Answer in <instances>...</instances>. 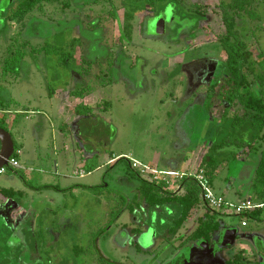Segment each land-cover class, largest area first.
Instances as JSON below:
<instances>
[{
  "label": "rangeland",
  "instance_id": "374dc122",
  "mask_svg": "<svg viewBox=\"0 0 264 264\" xmlns=\"http://www.w3.org/2000/svg\"><path fill=\"white\" fill-rule=\"evenodd\" d=\"M19 1L0 0V110L11 112L0 111V123L11 133L15 150L24 146L20 157L23 169L6 166L7 172L0 174V189L23 192L0 205V262L164 264L180 251L173 249L197 229L207 209L201 202L175 238L168 239L163 230L165 214L161 209L153 211L140 197L141 181L130 160L160 171L194 173L208 152L204 147L228 139L211 178L213 190L224 194L232 205L240 195H247L240 186L244 163L240 154L234 155L243 151L236 145L243 135L235 132L232 136L228 123L219 119L228 105L210 91L214 97L210 107L209 100L200 98L206 85L192 84L187 69L181 66L200 57L225 60L217 38L226 33L223 18L231 0H180L168 8L172 25L162 39L142 31L144 19L160 12L158 6L138 7L135 0L130 4L127 0H51L22 22L5 21ZM255 1L262 20L243 17L236 33L253 54V78L264 91V60L259 56L264 53V0ZM196 10L205 15V21L195 15ZM126 12L131 14L129 21ZM198 27L193 39V30ZM21 54L24 59L19 63ZM119 59L122 67L117 69L114 64ZM52 91H74L88 103L93 96L98 97L99 110L92 113L93 122L83 125L84 148L65 129L56 110L43 112L48 129L30 172L34 133L39 132L35 124H43L37 112L46 109L50 98L45 94ZM53 104L55 109L61 106L57 100ZM200 109L209 110V117L215 118H209L204 140L207 121ZM234 110L237 108L231 109L229 117ZM78 112L83 113L84 108ZM10 114L14 116L9 122L5 116ZM60 134L67 136L64 141ZM87 134L97 138L91 144L98 153L85 172L92 163L119 156L115 163L84 180L70 179L67 183L53 175L63 189L40 190L45 182L42 170L55 171L57 159L70 160L69 169L62 165L59 172L71 175L82 159L88 161L87 152L92 148ZM246 153L247 149L241 154ZM76 182V191L72 185H64ZM84 183L95 186L89 188ZM181 184L166 190L182 193ZM251 198L257 200L255 194ZM243 218L236 214L217 217L221 227L237 231V240L227 251L242 249L264 257V210L260 220ZM244 220L247 227L242 226ZM139 247L151 253L141 255Z\"/></svg>",
  "mask_w": 264,
  "mask_h": 264
},
{
  "label": "trees",
  "instance_id": "16d2710c",
  "mask_svg": "<svg viewBox=\"0 0 264 264\" xmlns=\"http://www.w3.org/2000/svg\"><path fill=\"white\" fill-rule=\"evenodd\" d=\"M50 1L51 0H20L14 14L6 15L5 21L12 20L14 22H22L30 12H33L36 8H42L45 3ZM127 1L128 4L132 3L131 0ZM135 1L138 7L147 6L154 9L158 6L160 12H167L168 8L171 6L173 7L176 3H180V0ZM128 4L126 6H128ZM256 5L257 3L255 0H231V2L225 6L226 14L223 18V22L226 25V33L220 39L222 48L227 56L223 65L225 81L222 85V91H215V95L223 104L228 105L224 108V113L219 119L228 123L233 130V132L231 130L232 136L235 132L243 135L241 142L239 141L240 144L236 142L237 147H242V152H245L247 149V153L249 154H254L261 150L260 158L256 164L254 189L259 195V198L261 197L264 199V94L257 91L260 88L257 80L253 78L255 74L254 66H252L251 63L253 54L250 52L245 41L237 37L236 33L238 21L243 17L249 18L254 22H260L262 20V16L256 10ZM195 13L200 20L205 18L200 10H196ZM125 17L129 21L131 14L126 12ZM259 56L264 60L263 52ZM23 59L24 56L21 54L19 56V63H21ZM66 61L68 60L65 59L64 62ZM14 67L15 66H13V68ZM17 71L18 70H16V72ZM75 95L78 96L77 94ZM212 98L214 97L207 98V100L210 101V106ZM234 108H237V110H234L233 117H229L231 109ZM0 126L6 129L1 123ZM227 141L228 139H222L221 142H211L210 145L206 147L208 148V152L203 158L200 168L205 169L210 183L213 173L217 170L218 160L222 156V150L227 144ZM242 152L239 150V153H234V155L238 156ZM16 174L20 175L25 181V178L20 172H16ZM140 181L141 186L138 187L140 197L153 211L154 209H161L163 211L165 214L163 224L165 235L169 237L168 239L174 238L190 217L194 208L201 203V192L198 183L193 178H186L182 182L184 193H176L169 192L162 186L145 181L142 178H140ZM49 189L59 191L58 187L53 186L44 185L40 188V190ZM35 190L37 191L38 189ZM22 193L21 191H15L13 189H0V195L8 200L13 199L17 195H22ZM130 210L133 212V209ZM259 216L260 211L254 210L253 212L247 213L244 217L259 220ZM220 228L221 225L217 220V216L208 211L204 218L200 219L199 225L194 231L192 238L208 241L220 230ZM0 264H9V261H1ZM240 264L253 263L240 258Z\"/></svg>",
  "mask_w": 264,
  "mask_h": 264
},
{
  "label": "crops",
  "instance_id": "0c3cea01",
  "mask_svg": "<svg viewBox=\"0 0 264 264\" xmlns=\"http://www.w3.org/2000/svg\"><path fill=\"white\" fill-rule=\"evenodd\" d=\"M74 91H52L50 92V94L48 93V95H46L45 93V97H49L50 99L48 100L47 104L45 105V110L44 111H38L37 114H40L42 115L41 120L43 122V124H35L36 127L38 128L37 131L39 132H35L34 133V142H35V145L32 146V154H31V160H29L28 162V165H29V168H27L28 171H34L33 170V166L35 165V162L37 161V158L38 156L36 155L38 153V150L41 149L40 146H41V143L43 142V138H44V135H46V131H47V127L48 124L45 122V120H47V115L46 113L44 114L43 112H54L56 110L57 114H59L61 120L64 121V124H65V129L67 128L69 130L68 133H71L72 134V137L75 138L76 140H79L81 142V144L83 143L84 141V134H82V132H84L83 130L86 129L83 125L85 123H88V122H93V118L92 117V113L94 111H96L97 109L99 110V107L97 106V102H99V100H101L100 98L98 97H95L93 96L92 97V103H88L85 101L84 98L82 97H78L76 96L74 93ZM61 97V98H58L57 97ZM73 99V100H72ZM57 100V102H60L61 103V106H58L56 109H55V106L53 104V102ZM96 107V109H95ZM80 108H84V112L83 113H80L78 112V109L80 110ZM207 109H200V112H201V116H203V118L206 120L207 118L205 117V111ZM1 112L4 111V113H11L10 110H5V109H2L0 110ZM13 114H10V116H5L6 117V120H9V117H11ZM14 116V115H13ZM44 116V117H43ZM211 121H214L215 118H210ZM9 122H7V125L9 124ZM46 129V130H45ZM88 135V145L89 147L92 148L91 152H87V162L84 163L83 162V159L81 160V162L77 165V168H75V170L73 171L74 173L71 175L70 173H66V172H59V167L62 168V165L66 166V169H69V164H70V160H67V158H63L61 159V162H59V159H57V162L55 163V168L56 170L53 171L51 169L49 170H45L43 169V174L44 177L43 179L45 180L44 182V185L46 186H53V187H58L60 188L61 187V183L58 182L57 180H54L53 179V175L56 176V177H63V180H67V183L68 181L71 179H82L84 180L85 178H88V177H91L93 176L95 173H97V171L99 169H102L103 167H105L106 165H113L115 163V161L118 159L119 156H112L111 158L109 159H106L105 162H97V163H92L91 164V167L90 170L88 172H85L84 168L86 169L87 166H88V162L89 161H94L95 160V156L96 154L98 153L96 150H93V144L97 142V138H95L92 134H87ZM62 135L60 134V137ZM63 141L66 139V135L63 134ZM82 138V139H81ZM197 140V139H196ZM33 142V143H34ZM93 143V144H91ZM65 144V143H64ZM195 145H198L197 142L194 143ZM204 147V146H203ZM201 147V149L203 148ZM82 148H84V145L82 144ZM206 148V147H204ZM207 149V148H206ZM23 150H24V146H21V148H19L18 150H15L16 151H20L21 154L23 153ZM21 154L20 156L18 157V159L20 160L21 162ZM260 151H257L255 152L254 154H249V153H246V154H240V162H243L244 163V166H243V169L241 170L240 172V186H243L244 189L247 191V195L246 197H242L240 195V198L238 201H241V200H244V199H251V194H255L256 197H257V200L254 202V200H252L254 203H259V204H264V199L263 198H259V195L254 192L255 189H254V185H255V171H256V164L258 162V159L260 158ZM98 156V155H97ZM99 157V156H98ZM245 157V158H244ZM99 161V159H97ZM193 163V160L191 161ZM191 164V163H190ZM189 164V166H191ZM188 166V167H189ZM187 167V169H189ZM94 169V170H93ZM186 169V170H187ZM166 171V170H165ZM167 171H171V170H167ZM83 174V176H81L80 174ZM65 183V181H64ZM76 183H72V184H64L65 187H67L66 185H72V190L76 191L78 188H76ZM85 184V183H84ZM87 185L89 188L90 187H93L95 186V184H85ZM213 187V186H212ZM62 188V187H61ZM1 189H6V188H1ZM63 189V188H62ZM180 189H181V186H180ZM52 190H55V189H52ZM57 191V190H55ZM59 192V191H58ZM182 193H184V190L181 189ZM220 195H224V194H220ZM225 196V195H224ZM0 205L3 204V202H9L8 199L4 198L2 195H0ZM202 202V200H201ZM204 206L205 204L202 203ZM260 211V216H259V220H260V217H261V214L264 210V208L262 209H257V211ZM254 211V210H253ZM251 211V212H253ZM250 213V212H249ZM242 218L244 216H241ZM247 219V217H244L243 219ZM246 221V220H244ZM243 222V221H242ZM248 226V224H247ZM246 226V227H247ZM245 227V226H243ZM226 229H228L227 227H225ZM242 250V249H241ZM244 252V250H243Z\"/></svg>",
  "mask_w": 264,
  "mask_h": 264
},
{
  "label": "flooded vegetation",
  "instance_id": "af4514ba",
  "mask_svg": "<svg viewBox=\"0 0 264 264\" xmlns=\"http://www.w3.org/2000/svg\"><path fill=\"white\" fill-rule=\"evenodd\" d=\"M205 20L206 18H203L200 21ZM174 22L175 18L171 20V23ZM171 25L169 23V16L167 15V12H159L157 14H154V16L151 18L144 19L142 24V31H145L148 34H152V32L154 34L156 33L155 37L158 39H162L163 36L169 31V27H171ZM154 28L156 29V31ZM199 30V27L193 30V39L197 37V33L199 32ZM182 35L181 37L183 38ZM224 35L220 36L223 37ZM220 36L217 38V43L219 44V49L223 50L220 42ZM223 52L226 56V52L224 50ZM226 58L225 60H222L218 57H200L198 59L189 61L188 63L185 62L181 64L182 67L187 69L188 77L189 79H191L192 84L198 86L202 84L206 85V87L202 89V91H206L205 94H200V98H203L204 101L207 100L208 97H211L209 93L210 91H222V85L225 81L223 65L226 61ZM119 61L122 60H116L114 64L115 68L117 69L122 67L121 62ZM217 82H219L218 87ZM260 85L261 83L259 84V86ZM259 88L261 89V87ZM260 89H258L257 91H260L264 94V91ZM204 113L206 117H209V110H206ZM205 207L207 209V212L210 211L211 214H215L217 217H219V214L212 212L206 205ZM138 231L139 229L134 230V232ZM227 231L228 230L226 228L221 227L220 230L215 233L208 241L203 239H193L192 236L194 232L191 233L189 237H186L185 240L180 243L178 248L173 249L171 247L173 249V252H176L178 249H180V251L172 258H167L164 261V264H240V258L245 261H251L253 264H264V257L260 253L257 254L254 252H248L246 254L245 251L243 252V250L240 249L238 251H227V248L230 249L231 246L236 242V239L234 241H231V237L227 234ZM190 244L192 246H189ZM225 249L226 251H224ZM138 251L141 255L142 253H144L145 255L151 253L150 251H141L140 247L138 248Z\"/></svg>",
  "mask_w": 264,
  "mask_h": 264
},
{
  "label": "built area",
  "instance_id": "2783aa9c",
  "mask_svg": "<svg viewBox=\"0 0 264 264\" xmlns=\"http://www.w3.org/2000/svg\"><path fill=\"white\" fill-rule=\"evenodd\" d=\"M20 154V151H16L14 153V155L8 161V167H11L15 170L23 169V166L18 159ZM129 163L131 168L137 172L140 178L145 181L154 183L158 186H162L164 189H174L177 182L180 184L186 178H193L199 185L202 202L214 213L220 215L236 214L238 216H245L247 213L253 210L264 208V204L254 203L251 199L238 201L234 205L230 204V202L224 195L216 194L214 192L205 169H202L200 167L196 169L194 173H181L172 171H160L156 167L143 165L134 160H130ZM6 172V167L0 170V174H4ZM80 175L83 176L82 173ZM242 226H247V222L243 221Z\"/></svg>",
  "mask_w": 264,
  "mask_h": 264
},
{
  "label": "water",
  "instance_id": "95a60500",
  "mask_svg": "<svg viewBox=\"0 0 264 264\" xmlns=\"http://www.w3.org/2000/svg\"><path fill=\"white\" fill-rule=\"evenodd\" d=\"M209 118L210 117L206 119L207 121L206 122L207 124L205 125L206 128L204 129L202 133L203 140L205 136L207 135L206 129L208 128V124L210 121ZM14 153H15V143H14L11 133L7 129H4L0 126V170L8 166V161L14 155ZM227 230H228L227 234L230 235L231 241H234L235 239L237 240V231L234 229H230V228H228Z\"/></svg>",
  "mask_w": 264,
  "mask_h": 264
}]
</instances>
